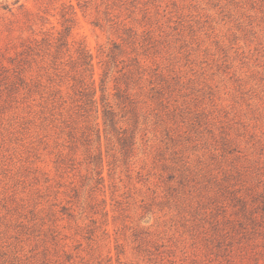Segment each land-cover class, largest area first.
I'll return each mask as SVG.
<instances>
[{
  "label": "rangeland",
  "instance_id": "rangeland-1",
  "mask_svg": "<svg viewBox=\"0 0 264 264\" xmlns=\"http://www.w3.org/2000/svg\"><path fill=\"white\" fill-rule=\"evenodd\" d=\"M80 1L0 0V264H264V0ZM63 3L99 112L67 111L68 53L66 105L6 78L22 43L63 32ZM26 12L31 27L11 25ZM117 45L106 87L111 101L129 87L116 107L129 153L103 131ZM28 70L48 85L40 59Z\"/></svg>",
  "mask_w": 264,
  "mask_h": 264
},
{
  "label": "trees",
  "instance_id": "trees-1",
  "mask_svg": "<svg viewBox=\"0 0 264 264\" xmlns=\"http://www.w3.org/2000/svg\"><path fill=\"white\" fill-rule=\"evenodd\" d=\"M78 1L80 8H88L87 5H81L80 0ZM62 7V18L64 20L62 24L64 27L63 32L59 33L58 36H55L54 33L41 31L40 33L44 34L42 39H39V37L36 36L30 38L27 42L22 43L21 48L23 49L17 51L15 57H10V62L13 67L11 69L12 74H10L9 77H6L10 84L9 87L14 94L21 95V91H24L25 95L28 96L39 95L41 98H45L47 103L50 102L53 107L59 102H61L62 105H66L68 102L65 100L63 94L64 85L62 81L64 78L68 77L67 75L69 72H66V68L62 66L64 65L62 55L68 53L67 55L70 62L73 63V68L76 73L74 77L71 76L74 83L71 86V90L73 91L74 96H76L72 98L73 106L67 111L69 112L76 108V110L85 115L96 108V112H99V99H97L98 89L94 79L93 58L83 43L78 44L73 53L69 41L76 22V9L71 3H63ZM26 13V19L24 18L23 21L18 20L16 22H11V25L12 23L17 24V28L20 30H23L27 25L28 27H31L36 18L33 13ZM94 25L99 26L98 23H95ZM13 27H9L10 33L14 32ZM122 54H124L122 47L117 45L114 46V49H112L107 55L109 62L106 64L104 77L101 80L99 90L101 92L100 102L102 104L103 131L106 136L109 134L116 135L118 140L124 146L123 150H125V153H129L128 147L130 138L123 135L127 130L119 127L122 120L118 118L119 113L116 111V107H120V104L125 105L127 102L130 104L133 103L131 102L129 87L127 86V89L122 90L117 82L114 86L115 92L112 94V101L107 95L108 88L106 87L111 65L116 62L117 56ZM38 59H40L42 69L45 71V76L49 82L48 85L42 81L43 76L40 74L35 77L31 74L30 78L27 75V72H30L28 68L31 67L33 63H37ZM46 60L48 61L46 62ZM126 75L127 74H125V76ZM57 80L60 81L59 84L56 82ZM98 131L100 133V128L97 132ZM262 182H264V180ZM259 199L260 201L256 203L257 209H262L264 211V189L259 194L257 200ZM236 201L243 205L244 208L246 207L245 198L239 196L236 197Z\"/></svg>",
  "mask_w": 264,
  "mask_h": 264
}]
</instances>
